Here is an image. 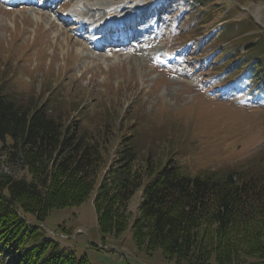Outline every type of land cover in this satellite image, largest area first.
<instances>
[{"label": "rangeland", "instance_id": "374dc122", "mask_svg": "<svg viewBox=\"0 0 264 264\" xmlns=\"http://www.w3.org/2000/svg\"><path fill=\"white\" fill-rule=\"evenodd\" d=\"M204 2L0 0L1 91L20 104L45 103L65 121L77 118L89 136L110 140L100 178L121 140L134 141L144 166L173 157L191 174L262 170L264 97L231 83L229 74L242 64L232 62L238 54H264V0ZM73 10L94 25L105 23L102 31L120 18L133 24L109 35L124 41L97 47L83 37L90 24L79 27ZM6 157L0 155V171L25 173ZM141 193L131 198L129 225L120 234L100 230L94 193L53 208L43 222L27 216L90 264H176L134 238Z\"/></svg>", "mask_w": 264, "mask_h": 264}, {"label": "trees", "instance_id": "16d2710c", "mask_svg": "<svg viewBox=\"0 0 264 264\" xmlns=\"http://www.w3.org/2000/svg\"><path fill=\"white\" fill-rule=\"evenodd\" d=\"M260 53L238 54L232 62L242 64L229 77L262 98ZM52 111L45 103L20 104L0 88V155L25 171H0V264H90L31 219L43 222L53 208L81 204L94 193L100 230L120 234L140 189L133 220L139 247L159 248L176 264H264V168L191 174L173 157L144 166L134 141L121 140L100 178L110 140L89 136L77 118L65 121Z\"/></svg>", "mask_w": 264, "mask_h": 264}, {"label": "bare ground", "instance_id": "6f19581e", "mask_svg": "<svg viewBox=\"0 0 264 264\" xmlns=\"http://www.w3.org/2000/svg\"><path fill=\"white\" fill-rule=\"evenodd\" d=\"M76 7V6H75ZM75 7L73 8V9H75ZM74 12H78L77 14L78 15H76V14H74V17H76L77 18V25L79 26V27H82L83 29L86 27V25H87V23L88 24H90V29H93L94 28V36L95 35H103V33L105 34V36H102L103 37V39L105 40H107V41H110L111 40V38H112V36H109L110 34H112L113 32H111V33H109V31L111 30L112 31V29H113V31H124V30H126V28L128 29L129 27H131L132 25L131 24H133L132 22V20L133 19H131L130 17H127L126 19L125 18H120V19H118L116 22H110L109 23V26L106 28V29H103V31H102V27H104L103 25L105 24V23H102V24H100V25H94L93 24V20L91 21L90 20V17H87V16H83V14H81L79 11H76V10H73ZM71 15H73V14H71ZM70 17V16H69ZM117 25H120V26H122V27H120V28H117L116 26ZM98 27H101V28H98ZM106 27V26H105ZM114 27V28H113ZM82 29V30H83ZM97 31V32H96ZM98 32H101V33H98ZM108 33V35H106L107 33ZM132 34V33H131ZM132 35H134V34H132ZM107 36V37H106ZM109 36V37H108ZM85 40L87 39V38H84ZM87 41V40H86ZM117 41L119 42V39H117ZM116 41V42H117ZM90 42V41H89ZM103 42H105V41H103ZM122 42V41H121ZM83 44V43H82Z\"/></svg>", "mask_w": 264, "mask_h": 264}]
</instances>
